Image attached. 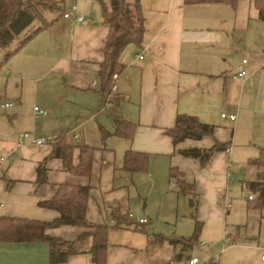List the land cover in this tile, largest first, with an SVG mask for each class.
<instances>
[{"label": "crops", "instance_id": "0c3cea01", "mask_svg": "<svg viewBox=\"0 0 264 264\" xmlns=\"http://www.w3.org/2000/svg\"><path fill=\"white\" fill-rule=\"evenodd\" d=\"M81 1L82 9L76 6L83 14L92 0ZM140 5L142 43L128 46L122 54L123 67L111 91L112 110L100 109L107 92L100 90V83L91 84L93 74L98 80L109 30L101 15L95 21L87 19L92 23L87 25L86 19L79 24L59 13L58 22L11 56L22 53V70L32 73L45 68L54 53H62L67 46V57L56 63L73 66L72 86L99 93L101 105L87 122L70 129L58 128L59 117H48L49 111L36 118L33 108V121L29 124L22 119L23 128L18 110L0 116V158L12 152V157L0 160V217L53 220L59 213L38 206L39 201L51 199L60 184L88 186L86 219L108 227L104 264H164L171 259L187 264L191 258L198 259L196 264H264L260 258L264 210L254 207L256 195L246 185L263 171L248 162L264 152V20L250 0L238 1L234 7L185 0H140ZM59 29L66 31L68 43L57 36ZM34 41L37 44L30 50ZM245 59L246 64L242 63ZM242 69L246 76L237 77ZM103 112H111L108 121H96L94 130L90 126L85 131L84 126ZM221 113L236 118L221 117ZM180 114L214 125L213 136L175 145L166 131L174 127ZM112 115L135 124L131 139L113 134L103 137L101 131L114 132ZM25 132L51 141L17 147ZM61 136L75 146L70 153L73 166L79 164L76 146L93 149L88 176L66 170L61 158L51 156L53 142ZM215 142L225 143L229 150L215 152L204 167L177 153L178 149L210 148ZM128 150L143 155L134 169L125 164ZM44 160L46 182L38 185L36 170ZM237 166L241 173L236 180L233 170ZM172 168L182 173L193 190L179 192L170 177ZM141 218L149 223L140 224ZM195 219L200 223L195 242L186 247L169 242L191 236ZM86 230L64 225L46 234L73 241ZM90 245L88 238L84 251L63 264H94ZM48 252L47 242L0 241V264H50Z\"/></svg>", "mask_w": 264, "mask_h": 264}, {"label": "trees", "instance_id": "16d2710c", "mask_svg": "<svg viewBox=\"0 0 264 264\" xmlns=\"http://www.w3.org/2000/svg\"><path fill=\"white\" fill-rule=\"evenodd\" d=\"M100 4L101 17L103 23L108 27V34L103 41V59L98 65L97 77L102 92H109L112 86L113 75H118L123 67L121 57L126 48L130 45H141L144 33V18L142 16L140 0H134L129 4L126 0H95ZM241 0H185L186 3H227L235 6ZM258 11L259 19L264 20V0H250ZM62 12L58 2L54 0H0V50H7L10 43L22 32L27 30L35 21L41 23L34 31L26 34L18 46L8 51L4 56L7 62L12 55L22 49L28 41L50 24L44 17V12ZM114 132L101 131L103 137L116 135L131 139L135 124L124 120L118 115H112ZM214 125L200 122L196 117L180 114L176 116L172 129L166 131L173 143L186 140H201L205 136H213ZM79 148V164L73 166L70 163V153L75 146L68 145L63 137L55 139L51 156L61 158L66 170L81 175L88 176L92 166L93 149L86 145L76 146ZM226 147L225 143L215 142L210 148H188L178 149L177 153L183 157L196 159L200 166H206L213 154L222 151ZM140 153L130 150L125 153L126 167L134 169L140 161ZM44 160L37 167L36 183L41 185L46 182V169ZM248 165H257L263 168L262 172L256 175V180L247 182L249 190L254 193V207L264 210V152L258 157L250 159ZM170 177L175 179L179 192L186 193L193 190V186L188 184L182 173L170 169ZM90 188L88 186L60 184L57 186L51 199L38 202V206L53 209L59 213L58 217L50 221L35 219H25L16 217H0V241L2 242H34L42 241L49 244L48 262L50 264H63L72 255L80 254L84 251V243L90 238L91 245L88 252L94 264H104L107 247L106 225H94L86 219V204L89 197ZM117 218V216H116ZM121 217L118 216V220ZM76 226L89 229L81 233L73 241H64L50 237L46 231L50 228L60 226ZM200 223L195 219V227L191 236L180 239H169L172 244H181L184 247L192 244L198 237ZM209 264H215L209 262Z\"/></svg>", "mask_w": 264, "mask_h": 264}, {"label": "rangeland", "instance_id": "374dc122", "mask_svg": "<svg viewBox=\"0 0 264 264\" xmlns=\"http://www.w3.org/2000/svg\"><path fill=\"white\" fill-rule=\"evenodd\" d=\"M59 3L62 8V12L68 7L77 5L79 10L82 9L81 0H54ZM87 12H83L85 19L95 21L101 15L100 4L92 0L87 2L86 6ZM44 17L46 21L52 25L59 21V13L56 11H46L44 12ZM87 20V21H88ZM87 25H91L89 22ZM41 26L38 21L33 22V24L24 32L19 34L9 45L7 50H0V100H5L7 102L15 103V107H11L5 110H0V116L10 115L13 111L18 110L20 112L21 120L20 127L23 128L24 123L31 124L33 121L32 108L37 106L38 108L49 111L48 117H59L58 128L60 125H64L65 128H72L82 122L91 114H95L99 110L101 105V99L99 101V93L89 89V90H77L72 85V81L75 79V74L73 73V66L68 65L66 62L56 63V61L61 57H67V46L62 53L55 52L50 63L43 69L29 73L22 70V60L21 54L12 57L7 62L4 60V55L8 51L14 50L20 41L23 40L24 36ZM57 36H61L64 42L68 43L69 37L66 35L64 29H59L56 31ZM30 48L33 49L37 41ZM96 79V75L91 76V80ZM89 85L87 84L86 87ZM20 101V105L18 104ZM112 110V109H111ZM101 112V111H99ZM111 112H103L100 118L90 121L84 126L85 131L91 126L94 130V123L96 121H103L106 123ZM23 119V122H22ZM100 119V120H99ZM86 119L85 122H87ZM40 121H38L39 123ZM112 125V122L110 121ZM57 128V129H58ZM41 129V124L39 129ZM90 130V129H89ZM29 131V130H28ZM86 133V132H85ZM86 135V134H85ZM90 136V133H88ZM241 166L234 168V178L237 180V176L241 173ZM234 180L233 183H238ZM249 191V188L247 189ZM188 204L190 202L188 201Z\"/></svg>", "mask_w": 264, "mask_h": 264}, {"label": "built area", "instance_id": "2783aa9c", "mask_svg": "<svg viewBox=\"0 0 264 264\" xmlns=\"http://www.w3.org/2000/svg\"><path fill=\"white\" fill-rule=\"evenodd\" d=\"M62 18L64 19H69V18H73L76 22H78L79 24H84L86 22L83 14L79 13L78 10H77V6L76 5H73L71 7H68L67 9L64 10V12L62 13ZM138 57L140 59L143 58L142 55H138ZM242 63L246 64L247 63V60H242ZM247 74V71L245 69H242L238 74H237V77H245ZM117 76L118 75H113L112 77V86H111V89L109 92L106 93L105 95V99L103 101V104L102 106L100 107V109L102 111H109L113 108L114 106V101H113V98H112V95H111V91H113L114 89V83L117 79ZM98 80L94 79L93 82L91 83L92 86H98ZM14 106V103L12 102H7V101H0V110H5V109H8V108H11ZM33 110H34V113H35V117H39V116H43V115H46L47 114V111L45 110H42L40 108H38L37 106H34L33 107ZM221 117H228L229 119L231 120H235L236 116L235 114H230V115H226L225 113H221ZM51 139L50 138H39V137H36L34 136L33 134L29 133V132H25L23 133L21 136H20V139L18 140L17 142V147H20L24 144H30V145H34V146H40V145H43V144H46L48 142H50ZM226 150H229V147H226ZM8 157H12V152H9L7 153L6 155L2 156L0 158L1 161H4L6 158ZM250 200L253 199V196L252 195H249L248 197ZM140 224H147L149 223V220L147 218H141L139 219L138 221ZM260 258L262 260H264V250L262 251L261 255H260ZM198 261L197 258H191L188 260V263L187 264H196ZM164 264H175V260L171 259V260H168L167 262H165Z\"/></svg>", "mask_w": 264, "mask_h": 264}]
</instances>
